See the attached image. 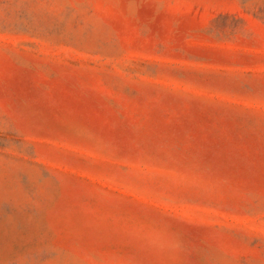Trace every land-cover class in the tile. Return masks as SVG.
Here are the masks:
<instances>
[{"label": "rangeland", "instance_id": "1", "mask_svg": "<svg viewBox=\"0 0 264 264\" xmlns=\"http://www.w3.org/2000/svg\"><path fill=\"white\" fill-rule=\"evenodd\" d=\"M0 264H264V0H0Z\"/></svg>", "mask_w": 264, "mask_h": 264}]
</instances>
